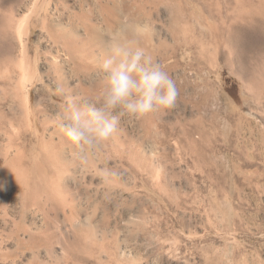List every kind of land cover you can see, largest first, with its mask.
<instances>
[{
	"label": "rangeland",
	"instance_id": "obj_1",
	"mask_svg": "<svg viewBox=\"0 0 264 264\" xmlns=\"http://www.w3.org/2000/svg\"><path fill=\"white\" fill-rule=\"evenodd\" d=\"M20 1L0 0V29L20 20ZM180 2L182 34L173 32L171 3L146 6L143 21L152 47L165 44L149 55L175 81V107L141 119L123 117L117 135L91 153L92 163L74 162L68 173L80 178L82 232L72 216L61 214L67 248L55 242L13 251L15 241L6 242L3 252H15V264H264V0H246L245 9L258 13L257 31L244 37L241 49L216 31L230 24L221 0ZM185 22L192 25L188 31ZM42 32L34 28L31 37L39 78L31 103L39 129L51 132L59 128L69 94L76 100L89 83ZM203 134L214 137L209 161L197 159ZM4 160L0 156V166ZM97 168L109 171L112 183L102 175L90 182ZM16 218L37 234L48 229L42 213L21 220L17 212Z\"/></svg>",
	"mask_w": 264,
	"mask_h": 264
},
{
	"label": "bare ground",
	"instance_id": "obj_2",
	"mask_svg": "<svg viewBox=\"0 0 264 264\" xmlns=\"http://www.w3.org/2000/svg\"><path fill=\"white\" fill-rule=\"evenodd\" d=\"M50 1L21 0L17 5L21 12L20 20L14 25L5 23L0 29V91L4 93L3 96L0 93V156L5 159L0 166V264H9L10 259L15 264V252H3V245L9 241H15L13 251L37 246L52 247L55 242L67 248L65 234L59 224L63 221L60 220L61 214L66 219L72 216L81 232L85 221L82 217L84 197L80 193V178L68 171L74 162L81 163L87 159L92 163L93 157L91 154L82 157L60 127L51 132L47 127L40 130L33 117L31 90L39 80L30 55L34 28L40 26L48 44L56 45L57 51H63L67 59L65 63H70L72 70L88 81L89 86L81 88V94L76 96V100L81 101L94 99L98 94L101 87L98 61L108 52L113 40H126L133 46L144 48L148 54L165 47L164 42L152 47L153 34L143 22L149 16L145 13L146 6L159 9V6L171 3L175 10L173 32L176 35L181 32L177 25L185 14L180 0H70L71 3L57 0L49 10ZM221 1L227 7L230 24L217 25L216 31L224 42L237 44L241 49L244 37L257 31L258 13L245 9L246 0ZM188 24L184 31L192 26ZM185 44L193 45L188 39H185ZM175 66L173 63L167 65L170 69ZM54 96L51 94V99L56 101ZM43 98L46 99L45 93L40 99ZM76 100L69 94L68 102ZM23 125L29 128L24 129ZM95 175L106 179L111 176L106 169L97 168L90 182L96 178ZM108 180L112 183V179ZM17 212L21 220L31 212L42 213L48 229L44 231L43 228L38 234L29 231L18 222ZM22 232L27 236L26 240L21 239Z\"/></svg>",
	"mask_w": 264,
	"mask_h": 264
},
{
	"label": "clouds",
	"instance_id": "obj_3",
	"mask_svg": "<svg viewBox=\"0 0 264 264\" xmlns=\"http://www.w3.org/2000/svg\"><path fill=\"white\" fill-rule=\"evenodd\" d=\"M97 67L101 87L96 97L69 102L59 118L63 134L85 158L117 135L123 117L168 111L178 97L175 81L163 67L126 40H113Z\"/></svg>",
	"mask_w": 264,
	"mask_h": 264
},
{
	"label": "crops",
	"instance_id": "obj_4",
	"mask_svg": "<svg viewBox=\"0 0 264 264\" xmlns=\"http://www.w3.org/2000/svg\"><path fill=\"white\" fill-rule=\"evenodd\" d=\"M208 135H201L200 139L197 140V159L199 161H209V158L211 157L210 154L215 152L216 147L214 146L212 140H214V137H211Z\"/></svg>",
	"mask_w": 264,
	"mask_h": 264
}]
</instances>
